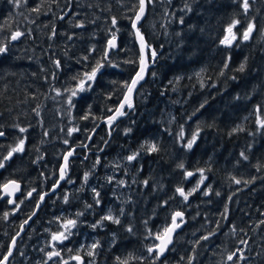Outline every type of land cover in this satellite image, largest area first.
I'll return each mask as SVG.
<instances>
[{
  "label": "trees",
  "instance_id": "obj_1",
  "mask_svg": "<svg viewBox=\"0 0 264 264\" xmlns=\"http://www.w3.org/2000/svg\"><path fill=\"white\" fill-rule=\"evenodd\" d=\"M248 3L245 11L243 0H149L140 32L155 62L147 53L133 108L109 125L141 66L132 27L140 0H0V46L8 48L0 53V196L11 180L24 193L35 189L15 207L0 199V262L76 148L68 176L40 205L8 264H60L49 257L51 239L67 220H76L70 239L52 243L83 263L264 264V0ZM235 20V43H222ZM249 23L252 36L239 40ZM17 31L24 35L12 40ZM113 34L118 49L108 64L102 58ZM97 61L104 67L69 106L65 90ZM72 128L79 131L69 136ZM20 139L24 151L5 159ZM152 143L158 151L147 150ZM199 169L205 183L184 200L176 189L190 192ZM177 211L183 226L156 259L148 248ZM109 214L120 223L102 219Z\"/></svg>",
  "mask_w": 264,
  "mask_h": 264
},
{
  "label": "snow or ice",
  "instance_id": "obj_2",
  "mask_svg": "<svg viewBox=\"0 0 264 264\" xmlns=\"http://www.w3.org/2000/svg\"><path fill=\"white\" fill-rule=\"evenodd\" d=\"M17 3H19V0H16ZM149 2V0H140V6H139V10L135 15V18L132 21V27L136 30L135 31V35L139 38L140 41V50L141 53H145L147 52L148 54H150V56L152 57V62H155V57H156V51L155 49L151 48L150 45H148L145 41L144 36L140 33V29L137 27V23L142 19L144 12H145V8L147 3ZM187 7V6H186ZM249 8V3L248 0H243V9L245 11H247V9ZM190 10V9H189ZM35 11H39V8L35 9ZM117 23L116 19L113 18L112 19V24L115 25ZM180 23H183V19H181ZM240 21L239 20H235L233 21L232 25L229 26L228 28V32L231 34L230 38L226 37L224 41H222V43L227 44V45H231L232 41L236 39L235 34H232V29L236 26V24H239ZM82 26V25H79ZM255 25L253 23H249L247 29L244 31L243 33V39L247 40L249 39L253 29H254ZM54 34V33H53ZM24 35L23 32H19L17 31L16 33H14L11 37L12 40H16L18 39L20 36ZM117 47L116 44V36L115 34H113L112 39H110L107 43V50L104 53V57L102 58L103 61L107 62L108 64H111V61L107 59L108 57V52L111 51L112 49H115ZM8 48L7 45H3L0 46V53H5L7 52ZM94 50V49H93ZM85 59H87V57H85ZM130 63H134L133 61H129ZM57 66H59L60 62L56 61L55 62ZM141 67L140 70L136 73V77L131 81L130 84L126 83L125 87L127 88V95L124 97L123 102L119 104V107L115 110V114L111 117L108 118V124L111 125L112 122L114 120H116L118 117L125 115V112L123 111V109L125 108V106H127L129 109L133 108V103H132V93L136 87V85L139 83L140 80L144 79V74H145V70L148 67V64L146 62L145 56L142 55L141 59L139 61ZM104 67V63H102L101 61H97V64L94 68H92L91 72H85L83 74V78L79 80L78 85L75 89H71L68 90L66 89L65 91H68L70 93V95L68 96L67 99V104L69 106H74L72 104V98L77 96L78 92H83L86 91L87 88L91 87L92 82L95 81L97 73L100 71V69ZM225 67H227V64L225 65ZM241 71L244 70V66L241 65L240 68ZM153 75H155L153 73ZM57 94L59 95V90H57ZM88 117L85 116L83 117V119H87ZM261 126L264 127V121H261ZM19 131L21 133L26 132L27 129L26 128H19ZM74 131H79V129L76 128H72L69 129L68 135L70 136ZM4 133L0 132V136H3ZM182 135V133H181ZM196 140V135L194 134L192 139L187 143V147L191 148L192 145L195 143ZM24 143L25 140L24 139H20L19 143L11 149V151L9 152L8 156L5 157V159H9L11 158V156L13 155V153L16 152H23L24 151ZM65 144L68 143V140L64 141ZM84 147H86V145H83ZM148 151L150 152H155L158 151L157 145L155 143H152L151 145H149ZM74 150L69 151L64 157V166L60 169V179L63 180L66 176V173L68 171V159L69 157H71L73 155ZM138 153L130 155L127 157L128 161H132L135 160L137 158ZM241 156H244V153H241ZM244 159H247L246 156H244ZM4 165L2 163H0V168H2ZM178 167L183 168L184 165L180 164L178 165ZM201 174V179L199 181V183L197 184L196 188H193L190 192L185 193V191L183 190V188H177L176 191L184 198V200H187L189 196H191L199 187L201 184H203L204 180L206 179V177L203 176V172L204 169H199L198 170ZM193 173L191 172H187L186 176H192ZM87 177H85L86 179ZM237 184L241 183V181L236 180L235 181ZM121 184H123L124 182L121 181ZM145 184H147V181H144ZM4 191L6 193H8L9 195L14 194L15 191H18L20 188V185L16 182V181H10L8 184H5L2 186ZM33 191H35V189H33ZM93 192H95V189H93ZM208 193L205 192V195H207ZM32 193L29 192L28 196H31ZM96 197H99V193L95 192ZM218 195V193H217ZM43 196H40V199L43 200ZM67 199V198H65ZM14 203V201H12ZM97 204L100 203L99 199H97L95 201ZM166 203V202H165ZM90 207V206H89ZM34 214V213H33ZM7 215V214H5ZM183 216L184 213L177 211L172 215V223L171 226L164 229L163 234H157L155 236V239L157 241H159V243H157L154 247H150L148 248V252L151 253H156V259H159L160 256H162L164 254V252L166 251L168 245L172 242V233L181 226L180 223H177V220L180 219L181 223L183 222ZM103 220H109L112 221L113 223L119 224L120 220L117 217H114L113 215L109 214L105 217L102 218ZM25 223H27V221H25ZM76 226V220H67L64 224H63V229L64 231H61L59 233H53L52 235V240L53 241H58V242H63L64 240H67L69 235H71V228H74ZM93 227H96V225H93ZM129 231H131V229H129ZM67 233V234H66ZM204 239H207V237H204ZM15 244V241H13V245ZM93 248L97 247L96 244L92 245ZM8 255H11V249L9 250ZM60 253L59 252H51L49 253V257L51 256H59ZM89 255H94V253L89 252ZM237 253H233L232 255L228 256V260H232L234 256H236ZM242 258V257H241ZM73 259L75 260H80L81 264H83V261L81 260V258L79 256L73 257ZM7 261V257L4 258L3 262H0V264H6ZM64 264H68L67 261L64 262ZM125 264H127V262H125Z\"/></svg>",
  "mask_w": 264,
  "mask_h": 264
},
{
  "label": "water",
  "instance_id": "obj_3",
  "mask_svg": "<svg viewBox=\"0 0 264 264\" xmlns=\"http://www.w3.org/2000/svg\"><path fill=\"white\" fill-rule=\"evenodd\" d=\"M147 10H148V4L146 5L145 12H144V15H143L142 19L137 23V27H138L139 29L141 28L142 22H143V20L145 19L146 15H147ZM133 30H134V33H135L136 30H135L134 28H133ZM253 32H254V29H253V31H252L250 37L252 36ZM140 33H141V32H140ZM135 36H136V35H135ZM227 37H229V34L227 35ZM250 37H249V39H250ZM136 38H137V41H138V44H139V48H140V41H139V38H138L137 36H136ZM249 39H247L246 41H248ZM145 41H146V40H145ZM146 43H147V42H146ZM116 44H117V47H116L115 49H112L111 51L108 52V57H109V55H110V53H111L112 51H116V50L118 49V39H117V38H116ZM233 44H234V40L232 41L231 45H233ZM140 51H141V50H140ZM142 55L145 56V59H146V62H147V52H145V53H143V54L141 53V56H142ZM108 57H107V59H108ZM147 64H148V63H147ZM140 67H141V66H140ZM139 70H140V69H139ZM147 70H148V67H147L146 70H145L144 77L146 76ZM135 77H136V76H135ZM141 81H143V80H140V81H139V83L136 85V87H135V89H134V91H133V93H132V103H133L134 95H135V93H136V91H137V88H138L139 84L141 83ZM127 94H128V93H127ZM127 94H126V95H127ZM127 109H128V107L125 106V108L123 109V111L125 112ZM114 114H115V113H114ZM114 114H113V115H114ZM113 115H112V116H113ZM121 117H122V116H120V117H118L116 120H114L112 124L116 123ZM105 121H108V119L105 120ZM95 133H96V130L92 133L91 138L89 139V142H88V143L91 142V140H92L93 136L95 135ZM2 138H4V135H3V136H0V140H1ZM72 150H74V152H73V155H72L71 157L74 156V153H75V151H76V148H73ZM72 150H71V151H72ZM12 156H13V155H12ZM12 156H11V158H12ZM71 157H69V159H70ZM11 158H9V159H7V160H10ZM69 159H68V162H69ZM63 166H64V161H63V164H62L61 168H62ZM61 168H60V169H61ZM68 169H69V163H68ZM67 173H68V171H67ZM67 173H66V174H67ZM59 176H60V172H59ZM11 181H16V180H11ZM63 181H65V178H64L63 180L59 179L57 185H56V186H55V187H54L49 193L44 194V196H43V197H44V198H43V201L46 199L47 196H51V195H53L54 193H56V191L59 189V186L62 184ZM9 182H10V181H8L6 184H8ZM16 182L20 185V188H19L18 191H15L14 194H12V195H9L8 193H6V192L4 191V189H3V187L1 188V199H2V200H4V199H9V204H10V206H13V205L15 204L16 199L22 194V188H23L22 183H20L19 181H16ZM4 185H5V184H4ZM33 192H35V191H33ZM29 197H30V196H29ZM12 201H14V203H13ZM39 208H40V205L37 207V210L35 211L34 215L31 216V217L27 220V223H24V225L22 226V228H21V230L19 231V233H18V234L15 236V238L13 239V241H15V244L13 245V241H12V243H11V248H10V249H11V255H8V257H7V261H6V264L8 263V261H9V259L11 258L12 254L14 253V251H15V247H16V244H17L18 240H19V239L22 237V235L24 234L26 227L30 226L31 222H32L33 219L36 217ZM183 219H184V216H183ZM177 223H180V219L177 220ZM180 224H181V226H180L179 228H177V229L172 233V242L168 245V247H167L166 251L164 252V254H163L162 256L159 257V260L164 259V258L167 256L170 247H171V246L173 245V243H174V239H175L176 234L178 233V231H179V230L181 229V227L183 226L182 223H180ZM170 226H171V225H170ZM170 226H169V227H170ZM157 243H159V241H157ZM79 257H80L81 260L83 261V258H82L81 256H79ZM73 260H74L75 262H77V264H81V261H80V260H75V259H73Z\"/></svg>",
  "mask_w": 264,
  "mask_h": 264
},
{
  "label": "rangeland",
  "instance_id": "obj_4",
  "mask_svg": "<svg viewBox=\"0 0 264 264\" xmlns=\"http://www.w3.org/2000/svg\"><path fill=\"white\" fill-rule=\"evenodd\" d=\"M228 34H230V33H228ZM233 34H235V33L233 32ZM235 36H237V35L235 34ZM239 40H243V34H242L241 38H239ZM190 178H192V176ZM200 179H201V174H198L196 176H193V180H194L193 188H196V186L199 183ZM204 183H205V180H204L203 184ZM203 184H201L198 189H200ZM71 232H72V228H71ZM69 239H70V235H69L68 239L67 240H64L63 242L53 241L51 239V246H52V248H54L53 252L54 251L55 252H59V251H58L57 246L55 244H53L52 242H55L57 244H61L62 245L64 242L68 241ZM59 256L61 258L60 264H64L65 261H67L68 264H77V262L75 263V261L73 260V257L81 256V255L80 254H72V255L67 256V257H66V255H64V256L59 255ZM55 257H57V256H52V258H55ZM83 264H93V261H85Z\"/></svg>",
  "mask_w": 264,
  "mask_h": 264
},
{
  "label": "flooded vegetation",
  "instance_id": "obj_5",
  "mask_svg": "<svg viewBox=\"0 0 264 264\" xmlns=\"http://www.w3.org/2000/svg\"><path fill=\"white\" fill-rule=\"evenodd\" d=\"M68 176V173L66 174V176H65V179H66V177ZM59 181V180H58ZM21 183V182H20ZM22 186H23V184H22ZM55 186H53V188H54ZM52 188V189H53ZM59 188H60V186H59ZM51 189V190H52ZM51 190H49L48 192H45V193H43L41 196H44V194H46V193H49ZM31 193L33 194V193H35V192H33V191H31ZM25 197V199L26 200H31V198H32V195L29 197L28 196V193H24V191H23V188H22V194L16 199V201H15V204L13 205L14 207L17 205V203H18V200L19 199H21V201H23L22 199ZM49 196H47L46 197V199L48 198ZM0 199H1V196H0ZM45 199V200H46ZM44 200V201H45ZM2 201H7L8 202V204H9V199H4V200H2ZM43 200H41V199H39L38 200V203H37V207L39 206V205H41L43 202H44ZM9 206H10V204H9ZM13 206H10V207H13ZM37 209V208H36ZM25 223V222H24ZM24 223L21 225V227H20V230H21V228H22V226L24 225ZM27 228V227H26ZM17 235V234H16ZM15 235V236H16ZM15 236L13 237V239L15 238ZM13 239H12V241H13ZM12 241H11V243H12ZM11 243H10V247H9V250H10V248H11ZM6 257H8V255L6 256ZM4 261V259L1 261V262H3ZM9 262V261H8ZM8 264V263H7Z\"/></svg>",
  "mask_w": 264,
  "mask_h": 264
},
{
  "label": "bare ground",
  "instance_id": "obj_6",
  "mask_svg": "<svg viewBox=\"0 0 264 264\" xmlns=\"http://www.w3.org/2000/svg\"><path fill=\"white\" fill-rule=\"evenodd\" d=\"M144 20H145V19H144ZM144 20H143V21H144ZM142 23H143V22H142ZM227 35H228V34H227ZM227 35H226V37H227ZM230 36H231V35L229 34V38H230ZM235 41H236V39L234 40V43H235ZM13 154H14V153H13ZM36 194H37V193H36ZM1 200H2V199H1ZM16 245H17V244H16ZM75 263H76V262H75Z\"/></svg>",
  "mask_w": 264,
  "mask_h": 264
}]
</instances>
